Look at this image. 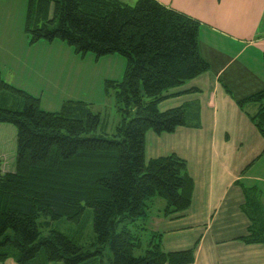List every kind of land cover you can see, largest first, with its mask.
<instances>
[{
	"label": "trees",
	"instance_id": "16d2710c",
	"mask_svg": "<svg viewBox=\"0 0 264 264\" xmlns=\"http://www.w3.org/2000/svg\"><path fill=\"white\" fill-rule=\"evenodd\" d=\"M200 28L198 20L156 0L133 6L119 0H28L30 45L59 40L81 57L126 59L121 81L105 82L107 94L115 90L121 121L107 138L89 104L68 100L59 111H44L38 98L0 77V95L22 100L21 109L0 106V124L16 132L14 172L3 173L0 161V263L12 257L18 264H104L106 249L109 264L193 262L192 249L165 253L161 236L147 231L154 198L164 201L163 216L181 213L190 206L193 183L186 162L174 154L146 162L144 137L147 131L199 127L188 122L184 107L161 112L158 105L167 91L210 69L199 50ZM236 102L257 106L249 118L264 138V88ZM248 204L251 224L241 240L264 245L258 193ZM86 209L92 210L90 243L77 238ZM62 219L71 228H51Z\"/></svg>",
	"mask_w": 264,
	"mask_h": 264
},
{
	"label": "crops",
	"instance_id": "0c3cea01",
	"mask_svg": "<svg viewBox=\"0 0 264 264\" xmlns=\"http://www.w3.org/2000/svg\"><path fill=\"white\" fill-rule=\"evenodd\" d=\"M156 1L200 22L199 50L210 69L167 91L158 105L161 112L184 107L199 127L145 133V161L174 154L193 183L189 208L169 216L164 203L151 208L147 231L161 236L165 253L192 249L191 264H264V245L241 240L251 224L249 189L264 217V138L249 118L257 106L236 102L264 88V0ZM52 13L50 4L49 19ZM15 133L0 124L3 173L15 170ZM0 264L18 263L9 257Z\"/></svg>",
	"mask_w": 264,
	"mask_h": 264
},
{
	"label": "rangeland",
	"instance_id": "374dc122",
	"mask_svg": "<svg viewBox=\"0 0 264 264\" xmlns=\"http://www.w3.org/2000/svg\"><path fill=\"white\" fill-rule=\"evenodd\" d=\"M119 1L133 6L137 0ZM27 12L28 0H0V77L7 84L38 98L44 111H59L68 100L89 104L91 112L100 115L101 132L111 139L121 121V112L115 90L110 89L107 94L105 82L121 81L126 59L118 54L96 59L93 53H87L81 57L59 40L51 43L41 40L30 45V37L25 32ZM48 27L51 28L50 25ZM21 101L12 93L0 95L2 107L21 109ZM131 117L133 114L128 120ZM10 127L14 129L12 125ZM262 187L258 186V189L263 192ZM248 193L252 195L254 191L249 189ZM163 203L161 198H154L152 211L161 209ZM42 221L43 218L39 220ZM51 228L64 232L71 225L62 219L54 222ZM79 229L77 238L90 243L93 238L91 209H86ZM145 246L144 242V249ZM104 255V264H109V249Z\"/></svg>",
	"mask_w": 264,
	"mask_h": 264
}]
</instances>
